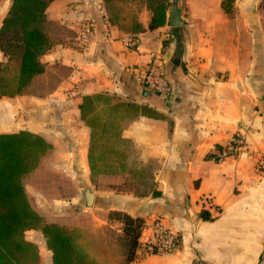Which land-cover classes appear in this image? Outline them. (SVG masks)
<instances>
[{"label": "crops", "instance_id": "1", "mask_svg": "<svg viewBox=\"0 0 264 264\" xmlns=\"http://www.w3.org/2000/svg\"><path fill=\"white\" fill-rule=\"evenodd\" d=\"M180 1L184 9L175 0L168 7L176 2L179 26L169 24L167 11L166 24L151 29L143 7L144 30L130 48L124 37L132 33L108 23L103 0H54L47 19L66 33L41 56L54 87L1 97L0 132L26 130L47 141L22 178L28 199L99 264L97 242L79 237L93 238L104 225L120 226L121 234L113 211L143 220L139 241L155 218L180 237L174 252L138 247L130 264H264V6L235 0L227 13L223 0ZM10 4L0 0V25ZM89 24L94 33L82 44L79 33ZM152 66L168 77L170 97L145 88ZM95 95L84 119L83 99ZM94 118L101 122L95 130ZM239 131L244 152L213 160ZM47 253L40 264H54Z\"/></svg>", "mask_w": 264, "mask_h": 264}, {"label": "trees", "instance_id": "2", "mask_svg": "<svg viewBox=\"0 0 264 264\" xmlns=\"http://www.w3.org/2000/svg\"><path fill=\"white\" fill-rule=\"evenodd\" d=\"M53 1L11 0L0 25V49L6 56V61L0 62V98L44 95L53 89L55 75L49 74L41 56L66 33L58 22L47 19L46 11ZM103 2L108 23L133 35L144 30L139 20L143 7L151 11V29L167 22L170 0ZM234 2L223 0V9L231 12ZM53 26L61 29L59 35L52 32ZM176 35L180 36L179 33ZM163 43L167 45L168 40ZM99 97H84L81 104L84 119L92 110L94 99ZM94 120L95 130L101 122L99 118ZM49 146L42 136L30 131L0 132V264H40L37 244L26 237V231L30 229L41 231L54 264H99L70 231L59 224L45 222L28 199L23 175L36 166ZM91 169L95 173L93 165ZM202 217L210 218L206 212H202ZM110 218L122 222V232L118 235L123 249L121 264H130L139 245L143 220L121 211L111 212Z\"/></svg>", "mask_w": 264, "mask_h": 264}, {"label": "built area", "instance_id": "3", "mask_svg": "<svg viewBox=\"0 0 264 264\" xmlns=\"http://www.w3.org/2000/svg\"><path fill=\"white\" fill-rule=\"evenodd\" d=\"M94 33L92 25H86L79 33L80 43L85 44L90 40ZM126 45L133 48L138 45L139 37L137 35H127L124 37ZM145 88L163 97H170L173 93V86L166 74L158 66H152L145 73L143 78ZM246 138L241 131L232 136L231 140L219 150L212 159L221 162L230 157H236L245 150ZM258 169L264 171V153L259 162ZM149 235L144 240L139 241L138 247L142 246L150 253H169L174 252L180 247V237L176 232L168 229L160 218H155L149 226Z\"/></svg>", "mask_w": 264, "mask_h": 264}, {"label": "rangeland", "instance_id": "4", "mask_svg": "<svg viewBox=\"0 0 264 264\" xmlns=\"http://www.w3.org/2000/svg\"><path fill=\"white\" fill-rule=\"evenodd\" d=\"M176 2L177 4H180L182 9L186 7L184 2L180 0H177ZM137 7L138 6L136 5V8ZM51 29L53 30L52 32H55L57 35H59V32L61 31V29L56 28V26H53ZM113 225H115V222ZM116 227L120 228V226ZM116 227L111 228L109 225H104L100 228V231L97 234L93 235V238L88 236L82 238L79 236L78 237L79 240L84 243L88 242V240L97 242L95 250H97V252L99 253V260L102 261V263L106 264V262L113 261L115 262V264H121L123 249L120 245V241H118L119 234L116 231ZM26 237L37 244L40 253V261L46 263L49 260L47 253L48 249L46 246L45 238L43 237L41 231H27Z\"/></svg>", "mask_w": 264, "mask_h": 264}, {"label": "water", "instance_id": "5", "mask_svg": "<svg viewBox=\"0 0 264 264\" xmlns=\"http://www.w3.org/2000/svg\"><path fill=\"white\" fill-rule=\"evenodd\" d=\"M168 19H169V24L171 26H179V25H182L184 23L183 19L180 16L176 2L173 3L172 6L169 8ZM175 63L177 64L178 60H176ZM92 198H93L92 192L87 191L86 192V199H87L88 204L92 203Z\"/></svg>", "mask_w": 264, "mask_h": 264}]
</instances>
